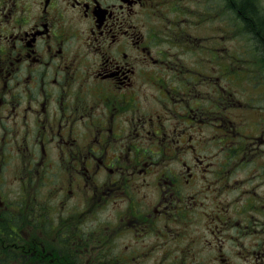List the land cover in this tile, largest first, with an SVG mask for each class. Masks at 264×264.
Segmentation results:
<instances>
[{
  "label": "flooded vegetation",
  "instance_id": "flooded-vegetation-1",
  "mask_svg": "<svg viewBox=\"0 0 264 264\" xmlns=\"http://www.w3.org/2000/svg\"><path fill=\"white\" fill-rule=\"evenodd\" d=\"M212 3L264 0H0V264H264V44Z\"/></svg>",
  "mask_w": 264,
  "mask_h": 264
},
{
  "label": "rangeland",
  "instance_id": "rangeland-1",
  "mask_svg": "<svg viewBox=\"0 0 264 264\" xmlns=\"http://www.w3.org/2000/svg\"><path fill=\"white\" fill-rule=\"evenodd\" d=\"M223 6H225V10H223ZM252 6L253 9H255L254 15L258 17V23H261V25L264 26V3L253 4ZM236 7L237 4L234 3H227L226 5L212 3V8L210 11L213 15L217 16H219V14L221 13H226L225 16L227 20L228 34L231 36L232 39L231 41H229V47L233 49V53L239 55L240 59L243 58L245 60L244 63L246 64L247 60H252L255 56L253 48H255V50H257V48L255 47V42L251 37V33L248 32L242 20V18L248 17H238V15L236 14ZM251 18H253V16H251ZM254 33L256 34V36H260L261 34H263L264 36V30L262 31L260 29H257ZM258 59H261L260 55L258 56ZM252 69L253 68H246V70ZM241 88L243 93L247 91V88L244 84H241Z\"/></svg>",
  "mask_w": 264,
  "mask_h": 264
},
{
  "label": "trees",
  "instance_id": "trees-1",
  "mask_svg": "<svg viewBox=\"0 0 264 264\" xmlns=\"http://www.w3.org/2000/svg\"><path fill=\"white\" fill-rule=\"evenodd\" d=\"M239 6H242V10L244 13L251 12V14L253 15V18H251V17L242 18V20H243L245 27L248 30V32H250L251 35L255 38L256 44H258L259 47L263 46V44H264L263 34H261L260 36H258V35L256 36V34L254 33L255 30H257V29H260L262 31L264 30V26H262L261 23H258V17L254 15L255 9H253V6L251 4H240Z\"/></svg>",
  "mask_w": 264,
  "mask_h": 264
}]
</instances>
